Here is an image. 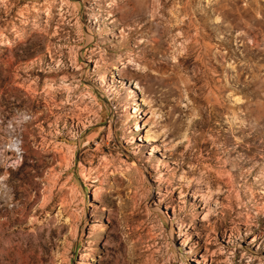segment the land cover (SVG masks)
I'll use <instances>...</instances> for the list:
<instances>
[{
    "label": "rangeland",
    "instance_id": "rangeland-1",
    "mask_svg": "<svg viewBox=\"0 0 264 264\" xmlns=\"http://www.w3.org/2000/svg\"><path fill=\"white\" fill-rule=\"evenodd\" d=\"M0 264H264V0H0Z\"/></svg>",
    "mask_w": 264,
    "mask_h": 264
},
{
    "label": "bare ground",
    "instance_id": "bare-ground-1",
    "mask_svg": "<svg viewBox=\"0 0 264 264\" xmlns=\"http://www.w3.org/2000/svg\"><path fill=\"white\" fill-rule=\"evenodd\" d=\"M113 68L116 69L117 66L114 64V65H113ZM144 124H145L144 122H141V123H140L139 120H136V121L134 122V126L132 127V129H133V130H136V131H137V130H140V128H142V126H143ZM136 139H140V140L143 141V140L146 139V138H145V137H142V136L139 135L138 138H136ZM150 147H151V150H152L153 152L159 150V147H157V146H152V145H151ZM150 152H151V151H150ZM161 155H162V154H161ZM201 194H202V193H201ZM203 194H204V193H203ZM203 194H202V195H203ZM180 195H182V193H181ZM181 201H182V200H181ZM195 257H196V258L200 257V254H195ZM195 261H198V260L196 259Z\"/></svg>",
    "mask_w": 264,
    "mask_h": 264
}]
</instances>
